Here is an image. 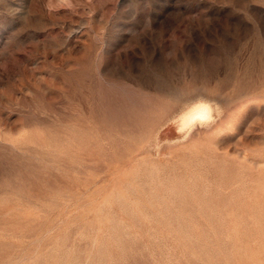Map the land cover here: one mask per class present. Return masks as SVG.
<instances>
[{
	"label": "rangeland",
	"instance_id": "374dc122",
	"mask_svg": "<svg viewBox=\"0 0 264 264\" xmlns=\"http://www.w3.org/2000/svg\"><path fill=\"white\" fill-rule=\"evenodd\" d=\"M0 264H264V0H0Z\"/></svg>",
	"mask_w": 264,
	"mask_h": 264
},
{
	"label": "clouds",
	"instance_id": "9594fccd",
	"mask_svg": "<svg viewBox=\"0 0 264 264\" xmlns=\"http://www.w3.org/2000/svg\"><path fill=\"white\" fill-rule=\"evenodd\" d=\"M213 119V110L210 104L199 102L191 106L179 118L180 127L178 132H183L185 129L194 128L197 125H204L211 122Z\"/></svg>",
	"mask_w": 264,
	"mask_h": 264
}]
</instances>
